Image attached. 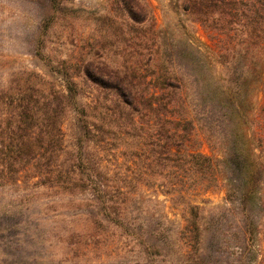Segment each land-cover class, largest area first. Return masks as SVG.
Here are the masks:
<instances>
[{"label":"rangeland","instance_id":"rangeland-1","mask_svg":"<svg viewBox=\"0 0 264 264\" xmlns=\"http://www.w3.org/2000/svg\"><path fill=\"white\" fill-rule=\"evenodd\" d=\"M131 1L137 19L122 0H0V96L28 75L66 97L73 82L79 95L67 109L63 126L72 147L82 134V119L101 124L97 107L105 100V90L85 73V67L95 63L120 76L143 75L149 88L175 76L183 100L202 112L207 105L219 110L236 100L252 121L250 130L256 128L264 104L259 48L237 46L228 54V46L186 11L185 0ZM6 116L0 105V118ZM107 128L112 135L95 150L124 188L121 193H127L120 195L128 199L123 213L128 212L137 231L152 236L158 250L140 245L134 236L123 237L113 226L106 232L93 230V211L83 195L42 186L37 179L0 182V264H195L183 239L185 209L154 181L148 166L152 159H146L135 141L124 137L116 124ZM199 137L201 151L211 155L201 131ZM226 174L219 187L189 198L202 209L203 261L259 264L263 214L257 210L248 221L227 203Z\"/></svg>","mask_w":264,"mask_h":264},{"label":"trees","instance_id":"trees-1","mask_svg":"<svg viewBox=\"0 0 264 264\" xmlns=\"http://www.w3.org/2000/svg\"><path fill=\"white\" fill-rule=\"evenodd\" d=\"M122 1L137 19L131 5L134 1ZM184 4L186 11L216 35L212 38L228 46V54L237 46H246V51L259 48L263 53L260 82L264 97V0H185ZM85 73L105 90V100L97 107L101 124L91 126L82 119V134L72 147L66 143L63 126L67 109L79 95L73 82L68 83V97L31 75L15 88L1 92L0 105L6 108L7 116L0 118V182L18 184L37 179L42 186L83 195L93 211V230L106 232L113 226L123 237L134 236L140 245L158 250L152 236L137 231L128 212L123 213L128 199L120 195L127 193H121L124 188L109 175L95 150L112 135L107 126L116 124L148 161L152 159L148 164L151 175L164 194L185 209L183 239L195 264L208 263L202 257V209L189 198L219 187L226 172L227 203L237 207L248 221L259 210L264 240V104L261 120L251 131L252 121L245 118L243 105L236 100L227 101L220 111L213 105L205 106L203 112L197 105L191 109L175 76L149 88L142 82L143 75L120 76L103 64H89ZM199 131L211 155L201 151ZM142 156L137 154L140 160ZM244 234L247 236V231ZM237 239L241 241L239 235ZM259 264H264V252Z\"/></svg>","mask_w":264,"mask_h":264}]
</instances>
